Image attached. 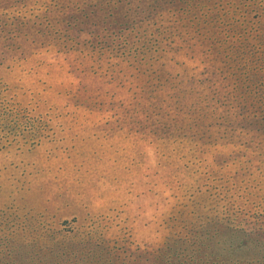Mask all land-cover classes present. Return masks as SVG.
<instances>
[{
  "label": "rangeland",
  "instance_id": "obj_1",
  "mask_svg": "<svg viewBox=\"0 0 264 264\" xmlns=\"http://www.w3.org/2000/svg\"><path fill=\"white\" fill-rule=\"evenodd\" d=\"M218 259L264 264V0H0V264Z\"/></svg>",
  "mask_w": 264,
  "mask_h": 264
},
{
  "label": "trees",
  "instance_id": "obj_2",
  "mask_svg": "<svg viewBox=\"0 0 264 264\" xmlns=\"http://www.w3.org/2000/svg\"><path fill=\"white\" fill-rule=\"evenodd\" d=\"M194 226V225H193ZM192 226V227H193ZM226 229L227 230H229L227 227H226ZM188 230V229H187ZM230 231V235H232L233 233H235L236 232V230H229ZM188 232L190 233V235L191 236H195L196 235V233H194V232H192V231H189L188 230ZM207 239V240H206ZM221 239H222V237H221ZM205 244H207V243H213L214 245H213V248L214 249H216V250H218L219 252H221L220 250H226L227 249V246H226V244H224L223 243V240H219L218 242H215V239L213 238V236H209V233H208V231H207V233L206 234H204V238L202 237V239H201ZM210 242H209V241ZM217 243H218V245H217ZM243 244H245V242L243 243ZM221 245V246H220ZM218 246H220V248L218 247ZM211 256L212 255H214V254H210ZM216 256V255H215ZM218 257V256H217ZM221 263V261H220V259H218V264H220ZM253 263V262H252Z\"/></svg>",
  "mask_w": 264,
  "mask_h": 264
},
{
  "label": "bare ground",
  "instance_id": "obj_3",
  "mask_svg": "<svg viewBox=\"0 0 264 264\" xmlns=\"http://www.w3.org/2000/svg\"><path fill=\"white\" fill-rule=\"evenodd\" d=\"M20 28V27H19Z\"/></svg>",
  "mask_w": 264,
  "mask_h": 264
}]
</instances>
